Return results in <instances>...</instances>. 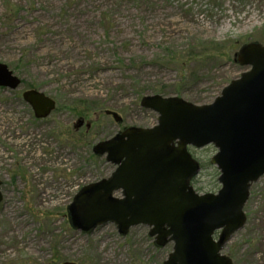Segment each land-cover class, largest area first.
I'll return each instance as SVG.
<instances>
[{
	"label": "rangeland",
	"instance_id": "1",
	"mask_svg": "<svg viewBox=\"0 0 264 264\" xmlns=\"http://www.w3.org/2000/svg\"><path fill=\"white\" fill-rule=\"evenodd\" d=\"M253 42L264 45V0H0V64L21 81L15 91L0 88V264H163L173 244L157 247L146 226L126 236L112 223L72 228L75 194L115 168L92 147L125 128L155 126L157 114L140 106L155 90L212 103L247 70L234 55ZM30 90L54 102L43 120L21 98ZM80 117L88 132L74 131ZM216 151L189 148L201 165L191 181L199 195L220 189L209 162ZM244 213L222 254L264 264V176Z\"/></svg>",
	"mask_w": 264,
	"mask_h": 264
},
{
	"label": "water",
	"instance_id": "2",
	"mask_svg": "<svg viewBox=\"0 0 264 264\" xmlns=\"http://www.w3.org/2000/svg\"><path fill=\"white\" fill-rule=\"evenodd\" d=\"M234 63L247 70L212 103L197 106L177 97L143 96L140 106L157 114L156 125L125 128L92 147L94 155L115 168L108 178L75 194L68 207L72 228L88 233L112 223L126 236L143 225L157 247L173 244L163 264H232L222 250L244 227L251 185L264 176V45H244ZM20 84L0 64V88L16 90ZM23 97L37 118L54 109V102L39 92L30 90ZM104 114L121 123L116 113ZM83 123L78 120L74 128ZM209 145L217 150L210 164L219 171L220 189L199 195L191 181L201 167L188 148ZM117 192L119 198L113 196Z\"/></svg>",
	"mask_w": 264,
	"mask_h": 264
},
{
	"label": "flooded vegetation",
	"instance_id": "3",
	"mask_svg": "<svg viewBox=\"0 0 264 264\" xmlns=\"http://www.w3.org/2000/svg\"><path fill=\"white\" fill-rule=\"evenodd\" d=\"M20 85H21V84H20ZM1 89H5V88H1ZM17 89H18V88H17ZM17 89H16V90H17ZM8 90H9V89H8ZM11 91H15V90H11ZM21 98H22V100H23L24 102H26V103L30 106V104L25 100V98L23 97V95H22ZM30 107H31V106H30ZM31 109H32V108H31ZM32 112H33L34 118H35V119H38V120H43L44 118L48 117V116H46V117H44V118H37V117H36V114H35L34 111H33V109H32ZM78 120H83L84 123H83V125H82L81 127H79L78 129H75V128H74V125H75V123H76ZM76 122H75L74 125H73V129H74V131H80L82 128H84L86 132L89 131V129H90V127H91V123H90L89 121H85L84 118H81V117H80V118H78V119L76 120ZM87 122H89V124H90V127H89V128L86 127V123H87Z\"/></svg>",
	"mask_w": 264,
	"mask_h": 264
},
{
	"label": "trees",
	"instance_id": "4",
	"mask_svg": "<svg viewBox=\"0 0 264 264\" xmlns=\"http://www.w3.org/2000/svg\"><path fill=\"white\" fill-rule=\"evenodd\" d=\"M208 55H210V54L206 53V51L204 50V51H201V52L197 55L196 59H197L199 62H204V61H206V60L208 59V58H206V56L208 57ZM190 59H191V57H190ZM153 93H155V94H157V95H164V96L167 94V92H165V91H163V90H155ZM55 263L58 264V263H59L58 260L55 261Z\"/></svg>",
	"mask_w": 264,
	"mask_h": 264
}]
</instances>
